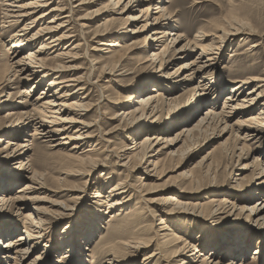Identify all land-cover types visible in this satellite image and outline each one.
I'll return each mask as SVG.
<instances>
[{"label":"rangeland","instance_id":"374dc122","mask_svg":"<svg viewBox=\"0 0 264 264\" xmlns=\"http://www.w3.org/2000/svg\"><path fill=\"white\" fill-rule=\"evenodd\" d=\"M31 1L33 0L21 2L25 5ZM54 1L55 3L50 9L58 7L65 8V11L59 13L60 18L57 19L56 24L52 25H59L68 21L59 36L67 34L74 36V38L64 41L60 47L47 52L48 58H54L57 53L70 52V58L51 59L48 63L51 66L61 64L66 68L63 73H59V76L64 80L75 79V82L71 83L75 87H71L72 90L69 93H76L78 97L65 99L61 102H69L70 104L79 102L86 109H90L88 112H84L87 114L84 121L93 125L90 129L92 138L89 143L81 144L80 150L72 151L71 148L75 145V141L54 148L52 145H56L57 141L44 142L34 135L36 126L40 121L39 111L41 110L33 106V100L41 96L43 89L49 86L55 75L45 79L41 87H36L31 97L26 98L25 96L27 100L22 102L25 105L21 107L18 104V96L24 89H31V86L34 85L33 82L27 85L25 80H17L12 84L6 81L0 87V117L3 122L0 125V168L9 174L16 172L19 174L18 184L9 191L8 195H11L10 197L15 196V193L28 183L33 188L28 194L32 198L40 199L42 202L39 207L44 208L42 218L45 222L41 226V234L37 237L39 242L31 253V257L25 262L19 261L18 264H75L74 262L106 264L107 258L97 248L109 243L104 239L103 244H99L102 237H108L111 228V223H108L110 214L115 216L117 212H120L121 216L115 223H112L115 229L129 228L135 235H141L144 239L155 240L150 249L141 248L134 253V257H127V259L131 258L133 264H142L143 259L150 252L159 246H163L164 242L168 240L167 234L182 237L190 243L200 245V250L202 245L206 248L203 252L204 257H191L196 261L191 264H200L201 260L206 259V257H208L206 260L213 261L214 264L217 262H219L218 264H229L232 259H235V264H264V220L256 223L255 218H249L248 213H241L240 211L244 205H254L259 199H264V195L252 196L251 202L247 204V198L250 195L248 192H252L258 186L259 174L264 168V134H259L257 138L248 140L249 137H246L245 129L238 134L237 126L224 130L222 125L218 128L206 129L202 133L195 132L193 136L188 138L180 137L185 128H193L196 125L209 107L215 111H219V108L223 107L225 96L235 85L233 84L234 80H245L254 78V76L264 78V0H171L172 3L167 2L165 4L173 11L186 10L184 15L177 17L175 14L172 31L176 33V36H184L185 42L193 41L201 28L208 29L209 25L217 26L230 14H235L239 19L247 21L254 28L256 35L252 37L251 41H243V38L240 37L233 44L231 42L226 43L224 58L218 61L214 70L211 71L217 84L228 85L220 97L216 99L213 96L214 90L211 87L209 89L211 91L210 97L206 100L208 103H205L199 113L193 117L192 107L195 102H199L201 91L193 93L192 89L198 86L201 78L194 76L191 80H184L188 83L182 86L164 87L163 93L166 98L164 97L163 101L160 102V119L154 121L150 128L141 126V124H145L144 121L139 123L138 128H134L136 122L133 120L128 117H116L122 108L134 109L135 101L140 97L136 94V96L133 95V100L127 101V96L138 91V86L144 80L159 79V76H162V79L167 81L161 80L159 82L170 83V79L177 74L176 69L189 60L195 59L200 53L199 49L194 48L192 51H188L185 59H180L171 53L170 58H168V65L163 70H158V65L155 64L156 66H154L152 59L147 61L151 58L150 50H139L136 51L130 61L121 63L123 70L111 75L109 69L116 67L117 63L111 60L113 57L100 50L102 47L99 44L105 39L116 40L114 37H106L108 33L112 34L111 31L114 28L96 40L92 39V36L86 38V30L80 27L83 23L80 19L95 11L102 13L106 1L95 3L84 9L79 8L81 10L72 8L76 5L75 2L69 0ZM162 5L164 4L162 3ZM137 10L136 13L140 14V9L137 8ZM40 14L41 12L27 18L14 28L2 30L4 19L0 5V70L6 68L8 58L13 59V54L8 53L9 42L12 41L11 37ZM59 14L57 15L59 16ZM98 14L96 16L99 17L87 21L94 28L108 22L109 24L113 23L115 30H118L123 24V21L120 20L121 16L113 18L106 15L101 17ZM66 15L71 19H63V16ZM53 17L54 14H51L44 21H38L36 23L38 26L27 37H31L42 27L45 28L48 21ZM145 22L144 19L138 21L135 28L143 29L146 25ZM36 24L34 25L36 26ZM208 32L213 33V31ZM43 42L46 41H38L35 42L36 44L34 43L33 47L24 48L22 56L31 50H38L40 45L45 44ZM209 42L210 40L203 44L208 45ZM165 44L170 46V40ZM254 44H258L259 48L248 50ZM73 45L77 46V49L70 51L72 48L70 46ZM66 47L69 49H62ZM11 53H14V50H11ZM233 55L235 56L231 57ZM178 73L180 74L182 71H178ZM258 84L260 83L256 82L248 87L252 89ZM262 85L264 86V82ZM79 88H84V90L78 92ZM53 90L55 89L52 88V96ZM260 91L262 93L261 103H264V87ZM57 97L58 95H54L52 100H56ZM81 98L86 99L81 101ZM170 99H174L172 104H169ZM212 103L216 104L213 106ZM260 109L261 106H258L255 111ZM9 111L14 112L15 115L7 122L5 116ZM188 117L192 121L188 122ZM235 121L237 119L230 124L233 125ZM144 129L148 131L146 132ZM108 133L111 134L104 135ZM154 134L161 135L163 138L162 147L164 148L159 157L153 158V164L156 162L159 164L156 177H149L148 174L150 173H148L147 168L139 165L140 155L138 151L132 152V160L128 170L119 166L116 156L123 146H132V139L134 138L141 142L145 135ZM24 140H27L31 145L20 150L19 146L26 143ZM106 140H110L112 143L109 144ZM9 142L17 145L11 146V148ZM107 147L110 150L116 148V152L109 154L105 151ZM242 148H245L246 152L239 158ZM85 150H89L85 153L87 156L83 160H76L77 157L79 159L84 157L81 152ZM69 154L71 156L75 154V158H70ZM18 158L21 159L18 160ZM82 161L84 163H81ZM22 163L29 165L24 168ZM89 164H96L93 171L89 172ZM246 167L247 169H245ZM77 171L81 173H77ZM34 173H36V179L34 181L29 180ZM121 180H127L128 186L133 188H128L130 189L129 193L132 194V199L128 204L121 206L122 208L113 207L109 209V206L103 203L104 199L94 198L93 200L96 191L101 190V193L105 195L112 186ZM241 182L242 185L240 184L239 187ZM183 188L186 190H182ZM2 193L3 191L0 192V194ZM171 196L176 198L173 203L181 201L188 205L177 208L171 214L163 213L164 210H170L174 207L168 205L171 207L167 208L166 205ZM223 198H228L230 202L237 205L238 210L234 212H231L229 208L217 210L213 206L214 202L219 204ZM24 202L28 203L27 206L31 208L34 205V202L29 200ZM61 203L64 205L60 206ZM57 205L62 209L59 210ZM31 208H25L22 215H17L16 207H6L0 213L1 227L10 224H16L18 227V233L14 237L0 240V251L3 253L6 264H15V261L10 259L13 258L11 256L13 253L9 250L10 248L2 249L1 247L6 241L25 234L26 227H29L32 222L31 219L25 218L33 213ZM94 211L100 213L98 231L89 242H83L80 245L79 241H75L72 248L73 256L68 255L67 258H64L68 249L65 247L68 245L59 243L60 233L72 222H78L82 226L84 217L87 214L90 215L89 212L94 213ZM160 218L168 226V230L164 232H160L159 229L161 228V225H158L161 222ZM115 231L117 232V230ZM213 231L218 232L221 239L227 238L224 235L229 232L234 235L246 232L243 236L245 241L242 243L252 242L254 246L243 259L242 255L237 259L230 255L220 260L213 257L212 254L217 250L223 252L222 250L226 249L227 246L221 242L219 244L213 243V240L209 239ZM79 235L80 233L77 234V236ZM159 235L160 238H158ZM78 246L80 251L78 250L77 254H74ZM211 246L216 247V249L213 250ZM63 249L65 250L63 251ZM174 250L175 247L170 248L171 252ZM122 258H116L117 264L121 262ZM158 262L154 264H158ZM178 263L179 259L171 264Z\"/></svg>","mask_w":264,"mask_h":264},{"label":"bare ground","instance_id":"6f19581e","mask_svg":"<svg viewBox=\"0 0 264 264\" xmlns=\"http://www.w3.org/2000/svg\"><path fill=\"white\" fill-rule=\"evenodd\" d=\"M21 1L23 0H1L0 5L4 19L2 30L6 28H14L27 18L33 17L40 12L41 14L32 19L31 22H28L26 27L11 37L12 41L9 42L10 48L8 49V53L11 55L13 54V59L8 58L6 68L4 70H0V87L5 84L6 81H9V84H12L17 80H25L27 85L33 82L34 85L31 86V89H24L18 96V104L19 107H21L25 105L22 102L26 98L32 96L36 87H41L45 79L55 75L54 80H52L49 86L43 89L41 96L33 100V106L41 110L39 111L40 121L38 126H36L34 135H36L38 138H41L44 142L57 141L56 145H52L54 148L62 147L75 141V145L71 148V150H80L81 144L84 142L89 143L92 138L90 129L93 127V125L84 121V118L87 115L84 112H88L90 109H86V107H84L81 103L79 104V102H75L73 104H70L69 102H61L65 99L78 97V95L76 96V93H69L72 90L71 87H75L71 85L72 82H75V79L64 80L61 76H59V73H63L66 68L61 64H55L54 66H51L48 63V61L51 59L62 60L64 57L70 58V52L62 54L57 53L54 58L47 57L49 55L47 53L48 51H51L56 47H60L64 41L74 38V36L67 34L59 36V34H61L66 27L65 23L68 21L60 23L59 25H52L56 24L57 19H59L61 16L59 13L64 12L65 8L52 7L50 9V7L55 3L54 0H33L25 5L22 4ZM69 1L76 3V5L72 6L73 9H84L88 6L94 5L95 3L106 1L104 11L102 13L95 11L89 13L87 16L82 17L80 20L83 23H81L80 27L86 30V38L92 36V39L96 40L99 39L104 33L114 28L111 31L112 34L108 33L106 37H114L116 40L109 41L108 39H105L99 44L102 47L100 50L113 57L111 60L117 63L116 67L109 69L111 75H115L117 72L123 70L121 63L123 61H130L136 51L139 50H150L152 53L151 58L147 61L152 59L151 61H153V65L156 66L155 64H157L159 67L158 70H163L168 65V58H170L171 53L180 59H185V57H187L188 51H192L194 48L199 49L200 53L195 59L189 60L176 69L177 74H175L174 78L170 79V83L163 84L159 82L161 80L167 81L162 79V76H159V79H152L149 81L144 80L138 86V91H134L133 94H130L131 96H127L126 100L131 101L133 100V95H140V97H138L135 101L134 109H130L128 107L122 108V111H120L116 117H128L129 119L133 120L136 122V126L134 128H138L139 123L141 124L143 121L145 124H141V126L150 128L152 127V124H154V121L160 119V102L163 101V98L165 97L163 93L164 87H178L179 85L182 86L188 83L184 80H191L194 76L201 78L198 82V86L192 89L193 93L196 91H201L199 102H195L192 107V110L194 111L193 117L197 115L201 107H203L205 103H208L206 100L208 97H210L211 91H209V89L211 87L214 90L213 96H215L217 99L221 96L224 88L228 86L226 84L223 85L222 83L221 85L217 84V82L213 79V74L211 73L218 61L224 58L226 54L224 52L226 43L231 42V44H233L234 41L240 37L243 38V41H251L253 39L252 37L256 35L254 28L247 21L239 19V17H237L235 14H230L226 16L217 26L209 25L208 29L201 28L193 41L185 42L186 38L184 36H176V33L172 31L174 28L173 23L175 21V17L184 15L186 10L182 9L173 11L172 8L165 5L167 2L172 3L171 0ZM162 3L164 5H162ZM196 3L198 4V2ZM137 8L140 9V14L136 13L138 11ZM48 9L50 10L48 11ZM51 14H54V17L48 21V25L45 28L42 27L41 29L37 30L31 37L28 38V34L34 31V29L38 26L36 23L38 21H44V19ZM57 14H59V16ZM97 14L101 15V17L106 15H110L113 18L121 16L120 20L123 21V24L118 30H115L113 23L109 24L108 22L100 24L94 28L89 23H87V21L89 19L99 17L96 16ZM66 18L71 19V17L68 15L63 16V19ZM143 19L146 20L145 27L141 30L136 29L135 25L137 22ZM34 24H36V26ZM217 29L220 30L217 31ZM208 31H213V33ZM44 37L47 38L44 39ZM168 40H170V46L165 44ZM208 40H210L208 45H204L203 43L207 42ZM38 41L46 42H43L45 44L40 45L38 50H31L28 52V54L22 56L24 48L33 47L34 43ZM70 47H72L70 51L77 49V46L74 45ZM257 48H259V45L254 44L251 48L249 47L248 50ZM62 49L68 50L69 48L66 47ZM11 50H14V53H11ZM234 56L235 55L231 57ZM178 71H182V73L179 74ZM258 77L254 76V78H248L245 80H234L233 84L235 85L231 87L228 94L225 96L223 107L221 109L219 108V111H215L209 107L206 110L205 115L203 114L202 117L199 118L196 125L193 128H185L184 131L181 132L180 137L183 136L188 138L193 136L195 132L202 133L205 132L206 129L216 127L218 128L222 125L224 126V130L232 129V126H237L238 134H240L241 130L243 131L245 129L247 132L246 137H249L248 140L257 138L259 134H264V103H261L262 93L260 91V89L264 87L262 85L264 78ZM256 82L260 84L253 87L252 89L248 87L249 85H252ZM52 88L55 89L53 90V96L51 95ZM160 88L161 90H158ZM82 90H84V88H79L77 91L80 92ZM246 91L247 93H245ZM54 95H58L56 100H52ZM85 99L86 98H81V101H84ZM173 101L174 99H170L169 104H172ZM215 104L216 103H212L213 106ZM258 106H261V109L255 111V108ZM247 113L249 114L247 115ZM14 115V112L9 111L5 116V121H10ZM235 119H237V121L231 125L230 123H232ZM187 120L188 122L192 121L189 117ZM2 124V118L0 117V125ZM144 131L147 132L148 130L144 129ZM110 134L111 133L104 135L107 136ZM132 140V146H123L122 149L117 153L118 155L116 157L119 161V166L125 168V170H128L132 160V152L138 151L140 155L139 165L143 168H147L148 173H150L148 174L149 177H156L158 174L159 164L157 162L153 164V158L159 157V155L163 152V138L161 135L158 136L154 134L145 135L144 140L141 142L136 141L135 138ZM24 142H26L24 145L19 146L20 150H23L31 145L27 140H24ZM106 142L109 144L112 143L110 140H106ZM16 145L17 144H12V142H9V147ZM105 151L109 154H112L116 152V148L110 150L109 147H107ZM87 152H89V150L81 152V154L84 155V157L81 159L78 157L75 158V154L72 156L69 154V157L75 158L76 160H83L87 156L85 154ZM245 152V148H242L239 158H241ZM19 159L21 158H18V160ZM81 163H84V161ZM27 165L29 164L22 163V167L24 168ZM152 165L153 167H151ZM95 166L96 164H89V172L93 171ZM245 169H247V167ZM3 170V168H0V192L3 191V193L0 194V213L6 207H16L17 215H22V211L25 208H31L27 206L28 203L26 204L24 201L29 200L30 202H34V205L32 204L33 206L31 208L33 213H30L27 215V217H25L28 220H32L31 225L26 227L25 234L15 237L13 240L6 241L1 247L2 249L10 248L9 250L13 253L11 255L13 258L10 259L15 261V264H18L19 261L25 262L31 257V253H33L36 245L39 242L37 237L41 234V226L45 222L42 218V215H44V208L39 207L40 203L42 202L40 199L32 198L31 195L28 194L29 191L33 189L32 185H28V183L23 185L15 193V196L10 197L11 195H8V193L18 184L19 179L17 180V178H19V174L17 172L9 174ZM77 173L81 172L77 171ZM259 176L260 180L257 184L258 186L254 188L252 192H248L250 195H248L249 198H247V204L251 202L253 197L264 195V168L261 170V174H259ZM35 179L36 173H34V175L32 174L29 180L34 181ZM142 180L145 179L142 178ZM240 184L242 185V182L239 183V187L241 186ZM128 185L129 184L127 180H121L116 185L112 186L110 190L105 193V195L101 193V190L96 191L95 195L93 196V200L94 198L104 199L105 201H103V203L108 205L109 209L113 207L122 208L121 206L125 205L126 203L128 204L132 199V194L129 193V190L133 188L132 186L130 188ZM182 190L186 189L183 188ZM22 200L24 201L21 202ZM175 200L176 198L173 196L168 198L166 205H172L174 207L170 210H164L165 212L163 213L171 214L174 213L177 208L188 205L181 201L173 203ZM58 205L57 208L60 210L62 209L60 206L64 204L61 203L59 207ZM213 206L217 208V210H223L227 208H229L231 212L238 210L237 205L230 202L228 198H223L219 204L214 202ZM169 207L171 206H168L167 208ZM240 211L241 213H248L249 218H255L256 223H260L262 220H264V199H259V201L254 205H244L242 208H240ZM89 213L90 215L87 214V216L84 217V223L82 226L80 223L78 224V222H72L69 223V225H67V227H65L60 233L59 243L61 242V245H68V247H65L68 249L67 253L64 255V258H67L68 255L73 256L72 248L75 241H79L80 245L83 242H89L94 234L98 231L97 228L100 213L95 211L94 213ZM113 215L114 214H110V219L108 221V223H111L108 237H102L99 242V244H103L102 241L105 239L106 241H109V243L107 245H101L97 248V250H100L104 257L107 258V260H105L106 264H117L116 258L118 257H123L121 262L118 264H133L131 263V258L127 259V257H134V253H136L141 248H144V250L150 249L155 240L144 239L141 235H135L129 228L115 229L112 223H115V221L119 219L121 213L117 212L115 216ZM160 221L161 222L158 224L161 225V228H159L160 232L168 230V226L164 220L160 218ZM115 230H117V232ZM17 233L18 227L16 224H10L8 226L2 227L0 226V240L7 239L8 237H14V235ZM78 233H80L79 236H77ZM245 233L246 232L240 234L236 233V235H234L229 232L225 235L223 234L227 238L221 239L219 237V233L213 231L209 239L211 238L213 243L217 242L219 244L221 242V244L224 243V245L227 246L225 247L226 249H221L223 252L219 250L214 252L212 254L213 257L223 260L225 257L230 255L236 259L242 255L241 257L243 259V257L248 252H250V249L254 246L252 242L242 243L245 241L243 237ZM163 235L165 234L163 233ZM167 235L168 242L165 241L164 245L161 244L163 246H159L156 250L150 252L143 259L142 264H154L158 261V264H171L178 259V264H191L192 262H196L191 257L195 258V256H197L200 258L205 256L203 252H205L206 248L203 247V245L202 249L200 250V245L198 246L194 243H190L185 240V238L170 234ZM158 238H160V235ZM213 246H211V248L213 250L216 249V247L213 248ZM171 247H175L173 252L170 251ZM64 250L65 249H63V251ZM78 250L80 251L79 246L78 249L75 250L74 254H77ZM206 259H208V257H206ZM206 259L201 260L200 264H214L213 261ZM4 260L5 258L3 257V253L0 251V264H6ZM234 260L235 259H232L229 264H235ZM74 263L82 264V262ZM218 263L219 262L215 264Z\"/></svg>","mask_w":264,"mask_h":264}]
</instances>
